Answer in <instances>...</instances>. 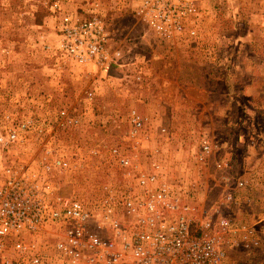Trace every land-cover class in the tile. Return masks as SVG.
<instances>
[{
    "label": "rangeland",
    "instance_id": "rangeland-1",
    "mask_svg": "<svg viewBox=\"0 0 264 264\" xmlns=\"http://www.w3.org/2000/svg\"><path fill=\"white\" fill-rule=\"evenodd\" d=\"M93 18L103 23L107 50L119 63L107 75L96 65L68 62L60 50L66 25ZM206 74L214 78V101L228 106L232 96L246 106L232 110L237 125L249 122L252 104L264 103V0H0V138L16 130L24 141L0 144V181L7 169L43 172L40 163L62 157L71 169L52 173L57 194L96 210L105 187L121 194L129 186L118 163L128 157L135 168L159 162L188 202L210 207L220 197L219 172L212 157L199 160L201 137L186 139L192 115L184 98L189 79ZM251 86L256 94L245 93ZM172 91L179 96L173 110L158 103ZM262 106L251 124L264 136ZM131 110L145 123L135 138ZM214 116L213 124H223ZM229 117L228 125L236 121ZM229 170L238 177V168ZM241 178V205L223 212L241 223L261 221L256 228L264 238V218L254 213L250 183ZM94 214L100 222V212ZM240 250L230 256L245 260L247 250Z\"/></svg>",
    "mask_w": 264,
    "mask_h": 264
},
{
    "label": "built area",
    "instance_id": "built-area-1",
    "mask_svg": "<svg viewBox=\"0 0 264 264\" xmlns=\"http://www.w3.org/2000/svg\"><path fill=\"white\" fill-rule=\"evenodd\" d=\"M106 35L97 18L68 24L60 50L68 62L96 65L107 75L119 63L107 50ZM128 122L132 138L142 135L145 123L137 110L129 112ZM23 143L16 130L0 138L4 147ZM213 153L205 144L199 160L208 162ZM118 163L129 186L121 194L105 187L96 210L83 200L57 194L52 173L71 169L62 157L40 163L43 172L7 169L0 181V264H248L232 258L230 250L261 248L256 228L261 221L241 223L223 212L241 205L236 191L246 182L229 173L222 160L214 163L220 197L208 208L188 202L166 181L159 162L135 168L122 157ZM94 212L102 215L98 223Z\"/></svg>",
    "mask_w": 264,
    "mask_h": 264
},
{
    "label": "crops",
    "instance_id": "crops-1",
    "mask_svg": "<svg viewBox=\"0 0 264 264\" xmlns=\"http://www.w3.org/2000/svg\"><path fill=\"white\" fill-rule=\"evenodd\" d=\"M213 79V76H210V74H206L204 77L195 75L189 79L190 85L187 87L186 92H184V98H186L187 102L186 109L188 115H192V124L190 125L192 132L188 129L190 134H187L186 139L192 137V139L195 140L196 136H200V147L209 144L214 148L212 156L214 161L222 160L221 157L224 156L229 164H233L231 170L238 168V177L236 178L245 177L246 181L250 183V189L247 191L250 192L252 196L253 211L262 219L264 218V136L254 123L251 124V121L254 119L253 115H255L256 110L260 111L264 103L255 101V103L252 104L255 112L250 110L251 115L248 119L247 116L249 112L245 115V119L249 122H239V125H237L236 114L234 116L232 110H243L246 106L241 105V102L237 103L236 99H233L232 96V101L228 106L223 105L224 103L222 104L219 100L214 101L213 96L218 92L215 90L214 86L210 85ZM176 84L179 85L177 80ZM247 88H249V92L245 91L246 94H256V90L252 86ZM261 93L264 94V90H262ZM257 94H259V92ZM263 94L262 97L264 98ZM158 99H160V97H158ZM166 100L162 98L158 103L166 104L170 106L172 110L178 109L179 96L175 91H172L170 97ZM251 100L254 102L253 96H251ZM181 103V107H183V101ZM226 108L227 110H225ZM211 114L217 117L219 116V118L221 116L223 124H213L209 117ZM228 115L236 118V121L229 125L224 122L225 117ZM232 117H229V122H231ZM180 137V140H183L182 137L184 136ZM222 161L224 163L226 162L224 160ZM241 162L242 166L239 165ZM245 167L246 169H250L249 171L251 172L239 175L242 168L245 171ZM231 170L229 171L231 172ZM261 246L263 248L262 251L255 249L254 251L246 252L244 257L248 264H264V238H261ZM244 248L243 246L237 247L238 250H243Z\"/></svg>",
    "mask_w": 264,
    "mask_h": 264
}]
</instances>
